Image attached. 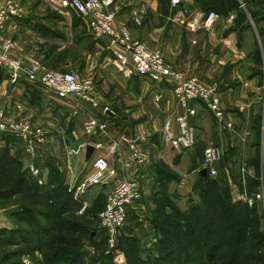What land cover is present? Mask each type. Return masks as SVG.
Returning <instances> with one entry per match:
<instances>
[{"label": "crops", "instance_id": "crops-1", "mask_svg": "<svg viewBox=\"0 0 264 264\" xmlns=\"http://www.w3.org/2000/svg\"><path fill=\"white\" fill-rule=\"evenodd\" d=\"M166 1L167 17L176 22L173 19L175 12L170 8L169 0ZM182 1L189 11L206 7L200 0ZM141 2L147 4L149 13L158 15L165 0H115L117 23L132 26L131 19H122V15L125 16L130 8ZM21 4L22 16L8 22L4 30L5 37L11 39L14 45L10 55L24 62L37 59L51 68L71 70L92 79L99 105L94 107L75 97L60 98L36 82L20 80L10 83L5 71L0 68V111L4 112L7 120H28L44 129L45 143L36 163L48 188L65 189L73 194L75 200L80 198L88 206L94 196L99 192L107 193L113 186L112 181L105 185H89L86 182L93 171V160L97 156H105L118 168V177L140 176L142 200L131 208L129 216L144 213L149 199L157 191L155 165L160 162L170 164L177 153L166 147L161 139L163 123L179 111L171 85L158 81L153 75L129 77L118 72L112 65L107 40L92 37L86 31L85 23L75 19L72 11L58 14L50 9L47 0H21ZM218 14L209 32H193L187 27L154 26L143 30L139 36L141 39L151 37L152 47L161 48L166 60L185 75L218 87L223 105V96L232 95L238 106L240 102H245L244 96H254L251 89L248 92L250 81L242 80L243 71L246 68L257 70L261 63L264 65V61L259 64L255 59L248 60L242 52L241 35L235 28L237 17L234 8L218 11ZM261 22H264L263 18L259 24ZM254 26L257 27L255 22ZM132 34L135 36L134 32ZM256 35L253 44L256 43L258 53L264 55V50H260L262 37L259 33ZM192 105L198 111L197 116L191 119L196 143L200 134L207 136L209 128L206 119L211 113L201 103L194 102ZM104 108L107 110L103 111ZM90 116L107 123L105 133L85 135L83 123ZM211 130L215 134L219 131L214 126ZM124 133L146 136L144 148L153 158L139 172L121 168L120 163L128 154L126 145H122L115 155L108 152L107 145L111 139H118ZM90 146L93 152L88 155ZM0 150H6L17 159L22 170L27 169L28 160L20 141L0 134ZM0 209V229L13 227L10 209Z\"/></svg>", "mask_w": 264, "mask_h": 264}, {"label": "rangeland", "instance_id": "rangeland-1", "mask_svg": "<svg viewBox=\"0 0 264 264\" xmlns=\"http://www.w3.org/2000/svg\"><path fill=\"white\" fill-rule=\"evenodd\" d=\"M216 1L219 6L220 0ZM221 1L226 4V0ZM165 2L160 14L155 15L147 11L140 24L132 22V26L127 24L136 39L142 41L149 49H158L162 52L161 48L152 47L151 37L141 39L139 33L154 26L173 29L186 27L185 23L172 22L167 17V1ZM236 4L239 5L234 8L237 17L235 28L241 35L242 52L247 55L248 60L258 56L264 61V55L258 53V45L253 44L259 31L254 26L251 15L264 14V0H235ZM220 6L223 4L221 3ZM131 9L125 16L122 15V19L123 17L127 20L131 19ZM222 10L223 8L220 7L219 11ZM214 11L218 13L217 9ZM72 12L75 19L79 18L85 23L80 15ZM259 25V30L264 31V22ZM86 31H88L87 27ZM260 46H262L260 50H264V40L260 42ZM166 62L169 63L167 60ZM243 73L242 80L245 78L250 81L251 85L247 86L248 92L250 93L251 89L254 96H244L245 102H240L238 106L234 103L232 95L223 96V106L233 123V129H222L212 114L211 117L207 115L206 122L209 128L207 136L200 134L198 142L188 149L175 153L170 164L160 162L155 165L154 171L157 174L154 180L157 191L149 199L146 211L139 215L130 214L120 230L118 240L122 248L126 250L131 244L138 257L147 264H206L203 244L215 240L222 228L219 210L208 209L202 203V192L210 181H219L225 201L235 207L238 215L243 213L246 204L233 197L231 185L234 184L239 188L242 186L240 185L242 167L250 171L246 182L249 193L253 194L260 190L264 192V185L261 183V177L264 176V65L261 63L257 70L246 68ZM90 80L93 82L92 79ZM213 126L219 129L216 134L211 130ZM238 134L242 137L239 138ZM212 145L219 146L222 152L221 159L213 165L217 170L215 175L210 174L208 170H202L204 150ZM225 168L229 171L228 176ZM105 201L106 193L99 192L92 198L86 211L84 203H75L73 213L64 216L63 221L59 220L62 225H58L56 230L50 232L52 238L50 237L49 240L46 238L47 243L40 251L21 250L16 245L4 243L3 237L0 236V256L7 255L6 260H2L0 264H96L101 256L94 251L101 249L99 245L103 239V234L99 231L98 217ZM82 206L83 212H81ZM12 207L13 205L2 206V209L9 211ZM253 208L257 214H254L252 235L247 250H252L257 255L254 259L256 264H264V203L257 202ZM164 212L171 213L174 219L175 225L170 231L158 227ZM50 223L55 222L44 225L47 227ZM176 229H179L180 241L174 238ZM51 241L55 243L49 244ZM9 252L16 256L9 257ZM123 264L130 263L126 259Z\"/></svg>", "mask_w": 264, "mask_h": 264}, {"label": "built area", "instance_id": "built-area-1", "mask_svg": "<svg viewBox=\"0 0 264 264\" xmlns=\"http://www.w3.org/2000/svg\"><path fill=\"white\" fill-rule=\"evenodd\" d=\"M169 3L171 10L175 12L173 19L185 23L193 32L201 29L211 31L219 16L215 11L188 12L180 6L182 0H169ZM47 4L52 11L61 15L74 11L85 21L92 37L105 38L112 65L118 72L129 77L153 75L158 81L171 85L179 111L176 115L167 118L161 127V139L166 147L178 152L194 144L195 128L191 119L198 114L197 109L192 105L194 102L205 105L222 129H233V123L225 112L218 87L185 75L166 62L161 50L149 49L132 35L126 24H117L115 0H47ZM147 11L148 7L144 2L134 5L131 9V21L140 24ZM21 16V0H0V68L5 71L10 83H18L20 80L36 82L53 91L60 98L75 97L80 102L97 107L99 99L90 79H84L74 71L52 69L37 59L24 62L10 55L14 45L11 39L5 37L4 30L8 22ZM106 110L107 108L103 109ZM106 130L107 123L96 117L90 116L83 123V131L87 136L102 134ZM0 134L21 142L22 150L28 160L26 165L28 172L39 185L44 184L41 170L36 163L40 149L45 143L44 129L28 120H7L4 112L0 111ZM238 137L241 138L242 135L238 134ZM145 143V135L124 133L118 139H111L107 149L110 155H115L122 145H126L128 154L126 159L121 161V168L135 169L139 172L140 168L151 163L153 158L145 150ZM97 146L101 145L97 144ZM221 156L219 146L206 147L202 170H208L210 174L215 175L217 170L213 165L221 159ZM92 168L93 171L86 180L87 184L105 185L113 182V186L106 193L105 206L98 217L100 229L104 232V245L94 251L101 256L96 264H102V258H109L112 264H123L126 259L124 252L118 246V236L127 220L128 209L136 206L142 197L140 176L118 177V168L105 156H97L93 160ZM225 173L229 175L227 168ZM249 174L250 171L242 167L240 178L242 186L239 188L234 184L231 185V194L237 200H242L253 207L257 202L264 203V192L260 190L253 194L249 193L246 189ZM261 181L264 185V176L261 177Z\"/></svg>", "mask_w": 264, "mask_h": 264}, {"label": "trees", "instance_id": "trees-1", "mask_svg": "<svg viewBox=\"0 0 264 264\" xmlns=\"http://www.w3.org/2000/svg\"><path fill=\"white\" fill-rule=\"evenodd\" d=\"M200 1L204 6H209L199 10L204 13L214 11V9L219 11L220 7L225 11L239 5H235V0H226V4L220 0L219 6L216 0ZM221 3L223 6H220ZM180 6L188 12H193V10L189 11L183 1ZM251 15L262 40H264V31L259 30V20L264 19V14ZM255 60L260 64L261 59L258 56L255 57ZM75 203L83 204L84 200L80 198L75 200L73 194L65 189H51L46 184L39 185L27 169H21V164L17 159L12 158L6 150H0V208L13 205L10 208L13 227L0 229V236L3 237L4 243L8 242L11 246L16 245L21 250L40 251L47 243L46 238L49 240L51 237L50 232L56 230L58 225H62L59 220L63 221L64 216L73 213ZM202 203L208 209H218L222 218V228L217 238L212 242L203 244L206 264H256L254 259L257 255L252 250H247V244L252 235L254 214H257L255 208L246 204L243 213L236 214L235 207L225 201L218 180L210 181L204 188ZM104 206L105 202L103 208ZM86 208L87 205L84 208L85 211ZM130 211L131 208L127 211V218ZM52 221L55 223H50L47 227L44 225V223ZM57 222L58 224H56ZM174 225L171 213L164 212L158 227L170 231ZM99 231L103 234V239L99 245L102 248L104 232L100 226ZM174 236L176 240L180 241L179 229L175 230ZM53 243L55 241L49 242V244ZM118 246L130 264H147L145 260L138 257L131 244L124 250L118 240ZM8 255L9 257L16 256L12 252H9ZM6 258L7 255L5 254L0 256V262L5 261ZM102 264L112 263L109 258H102Z\"/></svg>", "mask_w": 264, "mask_h": 264}, {"label": "water", "instance_id": "water-1", "mask_svg": "<svg viewBox=\"0 0 264 264\" xmlns=\"http://www.w3.org/2000/svg\"><path fill=\"white\" fill-rule=\"evenodd\" d=\"M92 152H93V147H88V149H87V154L88 155H91L92 154Z\"/></svg>", "mask_w": 264, "mask_h": 264}]
</instances>
